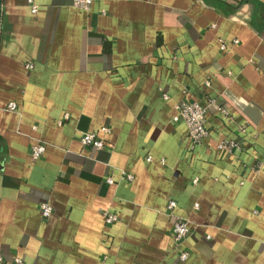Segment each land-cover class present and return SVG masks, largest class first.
Returning <instances> with one entry per match:
<instances>
[{
    "label": "crops",
    "instance_id": "obj_1",
    "mask_svg": "<svg viewBox=\"0 0 264 264\" xmlns=\"http://www.w3.org/2000/svg\"><path fill=\"white\" fill-rule=\"evenodd\" d=\"M33 3L1 0L0 264H264V0ZM208 97L235 121L208 104L191 148L172 118ZM224 137L240 148L219 151Z\"/></svg>",
    "mask_w": 264,
    "mask_h": 264
},
{
    "label": "built area",
    "instance_id": "obj_2",
    "mask_svg": "<svg viewBox=\"0 0 264 264\" xmlns=\"http://www.w3.org/2000/svg\"><path fill=\"white\" fill-rule=\"evenodd\" d=\"M72 2L76 8L83 11H87L91 6L92 0H72ZM28 3L30 4L31 12L35 13L37 11V7L33 3V0H28ZM237 42V39L233 40L234 44ZM220 48L222 50L226 49L225 43H221ZM27 67H31V65H27ZM163 97L167 98V95L164 94ZM215 102V99L212 97H208L206 99V105L196 100L186 99L180 105L176 106V114L173 116L172 119L173 121H177L179 119L184 121L186 126L187 139L191 148L201 143L203 138H205L209 133L206 127V110L208 104H216L215 106L217 111L224 118H227L231 121H235L225 106ZM7 108L9 110H15L16 104L10 102L8 103ZM236 126L239 133H245L246 126L244 124H238ZM101 131L105 133L108 131V128L102 127ZM78 141L83 146H90L96 149L103 148L104 146V141L102 137L96 132H85L79 136ZM238 148H240V144L235 138L224 137L217 142V149L223 153L231 154L235 149ZM44 150L45 146L42 143L35 144L31 147L30 155L33 159H38L44 153ZM147 159L150 160V157H148ZM261 168L262 166L258 164L257 169ZM124 177L127 180H131L133 178L132 175L129 173L125 174ZM105 181L107 183H113V178L111 176H107L105 178ZM175 208L176 202L172 199L168 200L165 209L167 214H169L173 219L171 228L172 240L177 249H179V260L185 261L189 256V252L183 248H180V246L182 245L186 237L189 235V220L177 214L175 212ZM39 210L41 216L44 219L48 218L52 213V207L47 202L40 203ZM103 217L107 223H113L115 220H117V217L114 213L108 212L106 210L103 211ZM14 261L17 264H25L21 259L17 257L14 258Z\"/></svg>",
    "mask_w": 264,
    "mask_h": 264
},
{
    "label": "water",
    "instance_id": "obj_3",
    "mask_svg": "<svg viewBox=\"0 0 264 264\" xmlns=\"http://www.w3.org/2000/svg\"><path fill=\"white\" fill-rule=\"evenodd\" d=\"M0 16H1V0H0Z\"/></svg>",
    "mask_w": 264,
    "mask_h": 264
}]
</instances>
